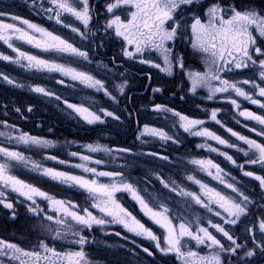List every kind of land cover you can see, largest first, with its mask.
Wrapping results in <instances>:
<instances>
[{
  "label": "snow or ice",
  "instance_id": "6c2138e0",
  "mask_svg": "<svg viewBox=\"0 0 264 264\" xmlns=\"http://www.w3.org/2000/svg\"><path fill=\"white\" fill-rule=\"evenodd\" d=\"M31 7L37 9L38 13L47 15V18L54 20L57 25L69 27L81 41L89 40L97 34L93 30V8L89 0H46V3L45 0H40L39 4L33 0ZM105 9L104 33L109 37L114 34V37L121 42V52L124 57L130 60L139 59L141 64H149L167 75H172L174 68L179 67L181 71L185 68L184 57L176 54L174 45L177 40L186 38L193 52L200 58L204 69L185 73L191 84L189 91L195 94L197 89H206L208 100L218 95H225L227 103L231 104L233 109L239 110L241 104L237 99L231 98L234 94L235 97L264 109V102L259 99L264 98V10L257 11L238 6L235 2L229 3L228 0H109L105 4ZM200 9H203V12ZM67 16L78 21L82 29L65 23L64 19ZM4 17H8L12 22H4L0 19V42L15 53V58L0 53V60L19 64L36 72L58 73L61 77L79 82L87 88L103 92L115 102L116 96L108 89L103 79H98L95 75L69 64L57 63L22 51L13 41L23 42L46 53L66 54L77 62L83 60L91 63L88 51L81 50L69 40L28 19L18 15L9 16L5 10L0 9V18ZM153 52L159 54L163 66L145 58L146 53ZM100 67L107 69V65H98V68ZM244 69L251 70L257 75L244 80L231 79L233 75L239 74L238 70ZM107 71L110 72L111 69ZM0 78L15 87H23L2 73ZM56 82L64 83L63 80ZM244 86H248V90H245ZM126 87L125 82L116 85V90L122 95ZM30 90L43 97L61 100L59 95L39 85L31 86ZM153 91L160 92L161 89L155 88ZM63 103L89 125L102 124L105 122V117L120 119L118 115L103 108L99 110L101 116L82 104H72L66 100ZM16 111L19 112L20 109L17 108ZM28 111L31 112L32 108L29 107ZM153 111L171 113L173 117H178L179 127L185 133L215 141L225 148H236L248 157V164L259 165L264 171V141L258 142L231 128L226 129L236 141L247 146L245 150L210 131L204 126V120L190 118L161 104H156ZM237 114L247 121H254L255 125L259 126L250 127L249 132H254L257 137H264V114H256L248 110L238 111ZM210 119L224 127L218 119L216 109L211 111ZM3 124L5 129H15L14 125H9L6 121ZM0 136L28 146L54 147L50 141L28 133L21 132L13 136L9 131H2ZM141 136L158 137L162 141L172 140L176 143V140L162 129L149 128L147 125L137 139ZM199 147L217 152L240 168L244 177L258 181L260 214L258 219L252 221L251 226L245 224V221L252 215V210L258 201L247 191L242 190L239 181L235 177H229V174L212 159H192L189 163L211 177L213 181L223 185V189L210 186L196 175H188L186 179L197 185L199 192L186 190L175 181L166 180L161 176L156 177L163 189L174 192L177 197L182 198L181 203L185 209L193 204L203 209L208 214L205 222L202 215L185 218V215L178 211L173 216V209L166 201L154 196L153 199L157 203L149 202L131 183L124 182L122 172L98 171L96 167H89V164H102L101 160H93L89 155H81L77 152L70 154L78 157L82 162L71 167L90 174L85 177L42 167L34 161H29L18 151L0 147V156L4 158V161L0 162V204L5 209H13V203L7 202L5 190L10 189L11 192L18 193L24 201L30 202L27 206L28 212L35 218H42L41 228L50 234L53 241L78 245V250L61 252L41 239L38 249L26 251L15 243L0 240V258H4L0 259V264H5V260L7 264H13L15 261H19V264H92L85 251V245L89 243L85 232L92 230L94 225L103 227L109 223L119 224L126 232L150 241L155 249L165 256L174 255L179 264H252V258L257 252L264 255V175H256L253 171L244 170V165H238L231 155L217 148L208 145H199ZM86 150L89 153L114 151L99 144H89ZM160 158L167 160L166 156ZM47 159L57 160L55 156H49ZM13 162L30 165L32 171L61 185H67L69 189L83 190L88 198L86 203L90 201L89 206L81 208L71 200L57 199L54 195L19 179L12 174ZM57 162L65 163L63 160ZM100 178H108L110 182H101ZM123 192L130 193L141 212L163 230L160 235L146 227L118 202L117 194ZM37 198L46 202L47 207H41ZM91 209H95L100 215L93 214ZM177 220L179 223H176ZM241 225H244L243 233L237 234ZM202 248L208 249L207 255H201ZM142 251L148 256L153 255L148 247H143Z\"/></svg>",
  "mask_w": 264,
  "mask_h": 264
},
{
  "label": "flooded vegetation",
  "instance_id": "af4514ba",
  "mask_svg": "<svg viewBox=\"0 0 264 264\" xmlns=\"http://www.w3.org/2000/svg\"><path fill=\"white\" fill-rule=\"evenodd\" d=\"M32 2L33 0H0V9L5 10L9 16L18 15L69 40L74 46L88 51L92 62L88 63L83 60L77 62L66 54L42 52L19 41H13V43L22 51L38 55L41 58H50L57 63L69 64L81 71L95 75L98 79H103L108 89L116 96V100L114 102L103 92L87 88L79 82L61 77L58 73L36 72L19 64L0 60V73L23 85V87H15L0 78V132L9 131L13 136L19 135L21 132L28 133L48 140L54 145V147L47 148L28 146L0 136V147L18 151L29 161H34L42 167L54 168L58 171L85 177L90 174L71 167V165L82 162L78 157H73L70 154L77 152L81 155H89L93 160L102 161L100 165L89 164V167H96L98 171L122 172L124 182L131 183L149 202L157 203L153 199L154 196H159L161 200L166 201L173 209V216L178 211L184 214L185 218L202 215L205 222L208 214L203 209L194 204L185 209L181 203L182 198L177 197L174 192L163 189L156 177L161 176L166 180L175 181L186 190L199 192L198 186L186 179L188 175H196L197 178L209 183L210 186L223 189V185L213 181L211 177L189 163L192 159H212L229 174V177H235L239 181L242 190L247 191L253 199L258 201L245 224L251 226L252 221L258 219L260 214L258 181L251 177H244L240 168L217 152H211L206 147L201 148L199 145H208L226 152L233 157L238 165H244V170L253 171L256 175H264L260 166L248 164V157H245L244 153L237 151L236 148H225L216 144L215 141L185 133L179 127L178 117H173L171 113L154 112L153 108L156 104H161L190 118L204 120V126L210 131L245 150H247V146L236 141L235 137H232L226 129L231 128L233 131L256 139L258 142L264 141V137H257L254 132L248 131L250 127L258 128L259 126L255 125L254 121H247L237 114L242 110L264 114V109H260L258 105H253L242 98L235 97L234 94L231 98L237 99L241 104L239 110L233 109L232 105L227 103L225 95H218L216 98L208 100L206 89H197L195 94L189 91L191 84L185 73L192 70L203 71L204 69L200 58L193 52L186 38L177 40L174 45L176 54L184 57L185 68L183 71L179 67L174 68L172 75H167L149 64H141L139 59L130 60L124 57L121 52V42L114 37V34L111 37L105 35L103 30L105 4L109 0H89L93 8V30L97 34L86 41H81L69 27L57 25L54 20H49L47 15L42 12L38 13L37 9L31 7ZM36 2L39 4L40 0H36ZM228 2H235L238 6L253 8L257 11L264 10V0H228ZM200 11L203 12V9ZM185 14L191 15V13ZM0 19H3L4 22H12L8 17ZM64 22L82 29V25L70 16L65 17ZM0 53L15 58V53L3 42H0ZM145 58L163 66L162 59L155 52L146 53ZM98 65H107V69H111V71L102 67L98 68ZM238 72L239 74L233 75L231 79L244 80L257 75L248 69L238 70ZM57 80H63L64 83L58 84ZM125 82L127 87L124 94L121 95L116 90V85ZM257 82L259 81L257 80ZM35 85H41L51 90L59 95L61 100L56 101L54 98L50 99L33 93L30 88ZM155 88H160L161 91L154 92ZM244 88L248 90V86H244ZM259 99L264 102V98ZM64 100L68 103L89 107L90 110L98 112L101 116L102 113L99 110L103 108L118 115L120 119L114 120L111 117H105L104 123L89 125L71 109H68L63 103ZM29 107L32 108L31 112L28 111ZM17 108L20 109L19 112L16 111ZM213 109L218 111V119L224 127L210 119ZM5 121L9 125H14L15 129H5L3 124ZM145 125L149 128L162 129L173 137L176 143H173L172 140L162 141L158 137L151 136H141L140 139H137ZM89 144H99L114 151L89 153L86 150V146ZM118 149H128L129 151H115ZM150 153L155 155H149ZM49 156H55L57 160H63L65 163L60 164L57 160L47 159ZM165 156L167 160L160 158ZM3 161L4 158L0 156V162ZM13 165L12 174L26 183L54 195L57 199L71 200L81 208L89 206L90 201L86 203L88 198L83 190L69 189L67 185H61L50 178L42 177L38 172L32 171L30 165L25 166L15 162ZM100 180L104 183L110 182L108 178H100ZM5 194L7 202L13 203V209H5L0 204V240L15 243L26 251L38 249L41 239H44L50 247H55L61 252L78 250V245H72L65 241H53L50 234L41 228L42 218H35L32 213L28 212L27 206L30 202L24 201L23 197H20L18 193L11 192L10 189L5 190ZM117 197L118 202L146 227L151 228L157 235L163 232L141 212L139 205L132 199L130 193H118ZM37 200L41 207H47L46 202L39 201V198ZM22 201L24 202L21 203ZM91 210L93 214L100 215L95 209ZM176 223L179 221L177 220ZM243 228L244 225H241L237 234H242ZM212 231L214 232V229ZM85 235L89 241L85 245V251L92 264H179L174 255L165 256L157 251L150 241L126 232L119 224L109 223L103 227L94 225L92 230L85 232ZM217 235L219 236V234ZM192 246L195 250L194 242H192ZM143 247H148L153 255L148 256L142 251ZM200 253L207 255L208 249L202 248ZM5 264H7L6 260ZM13 264H19V261H15ZM252 264H264V255L257 252V255L252 258Z\"/></svg>",
  "mask_w": 264,
  "mask_h": 264
},
{
  "label": "rangeland",
  "instance_id": "374dc122",
  "mask_svg": "<svg viewBox=\"0 0 264 264\" xmlns=\"http://www.w3.org/2000/svg\"><path fill=\"white\" fill-rule=\"evenodd\" d=\"M50 59V58H49ZM41 86V85H40Z\"/></svg>",
  "mask_w": 264,
  "mask_h": 264
}]
</instances>
